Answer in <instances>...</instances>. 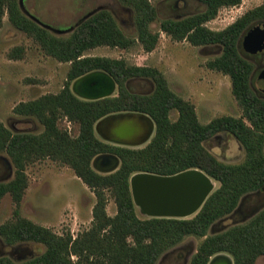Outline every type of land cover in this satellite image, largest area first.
Wrapping results in <instances>:
<instances>
[{
  "label": "trees",
  "instance_id": "obj_1",
  "mask_svg": "<svg viewBox=\"0 0 264 264\" xmlns=\"http://www.w3.org/2000/svg\"><path fill=\"white\" fill-rule=\"evenodd\" d=\"M119 1L134 12L135 37L127 35L107 9L90 16L67 37L57 36L26 16L19 0H0V29L8 15L10 22L33 37L48 55L70 63L60 92L20 102L14 108L18 115L36 118L43 126L42 132H12L0 122V153L6 152L16 169L13 179L0 182V200L11 194L19 204L28 188L27 166L47 157L70 166L97 200L92 226L75 238L69 232L59 235L34 223L17 209L14 221L0 225V236L8 245L34 241L46 249L23 262L0 257V264H158L163 255L190 236L203 240L189 264H208L220 254L229 255L234 264H256L264 255V208L248 221L222 232L210 234L209 230L235 211L244 195L264 188V98L252 86L255 65L241 49L244 33L264 22V0L221 30L209 28L207 22L221 8L239 5L242 0H199L204 4L202 11L161 20V30L173 40L222 48V53L206 65L230 76L232 92L243 114L220 116L206 124L200 122L191 102L170 89L158 68L133 65L123 58L86 55L100 46L131 49L140 44L149 52L157 47L160 34L151 29V23L158 19L157 8L150 0ZM23 54L24 48L17 47L10 57L21 58ZM94 70L104 71L114 79L116 95L90 100L72 91L75 79ZM133 78L151 79L153 92L133 91L128 84ZM173 109L179 112L177 120L170 118ZM125 112L143 113L155 122V133L146 146H114L99 137L97 122ZM64 118L76 125V135L61 126ZM220 132L234 135L241 143L245 150L243 161L225 163L204 146L206 140ZM106 151L117 153L121 165L112 173L102 174L92 167V160ZM189 169L203 171L219 183L192 218L140 216L131 189L134 174L174 175ZM110 198L117 205L114 216L107 212Z\"/></svg>",
  "mask_w": 264,
  "mask_h": 264
},
{
  "label": "rangeland",
  "instance_id": "obj_2",
  "mask_svg": "<svg viewBox=\"0 0 264 264\" xmlns=\"http://www.w3.org/2000/svg\"><path fill=\"white\" fill-rule=\"evenodd\" d=\"M150 1L158 11V19L151 23V29L160 34L159 43L153 51H146L140 44L131 49L100 46L89 50L86 55L123 58L133 65L158 68L167 78L170 89L195 106L203 124L220 116H242L243 110L232 92L230 76L209 69L206 65L208 60L222 53V48L219 45L194 46L186 40L176 41L160 28L162 19L186 17L202 11L204 4L199 0ZM262 3L263 0H242L239 5L223 7L214 19L207 22V26L213 30L224 29ZM25 6L43 23L62 31L79 22L87 12L102 6L116 16L127 35L135 37L137 34L133 10L119 0H25ZM55 30L50 31L57 36L67 37L71 33ZM17 47L24 48L23 56L11 58L10 53ZM241 49L255 65L252 86L264 98V89L258 85V76L264 69V53L252 54L243 45ZM69 68L70 63L60 62L48 55L33 37L17 29L5 15L0 29V122L12 132H42L43 126L36 118L18 115L14 108L20 102L60 92ZM128 84L137 93L148 94L154 90V83L148 78H133ZM117 93L118 86L112 95ZM178 117V110H172L170 118L177 120ZM61 126L68 129L72 136L77 134L76 125L66 118L61 121ZM204 146L225 163H239L245 158L243 146L228 132H220L216 138L206 140ZM15 170L10 156L6 152L0 153V182L13 179ZM26 173L28 188L21 202L17 204L11 194H6L0 200V225L14 221L18 209L22 217L59 235L69 232L75 238L90 229L96 196L70 166L47 157L29 164ZM213 183V190L219 187L218 182ZM263 208L264 188L244 195L235 211L215 222L209 233L215 234L244 223ZM107 212L111 216L117 212L112 198L108 201ZM139 214L146 217L140 210ZM202 240L195 236L187 237L163 255L158 264H189ZM45 249L44 244L34 241L8 245L0 236V257H9L15 262L34 258ZM72 258L76 260V256ZM256 264H264V255L258 258Z\"/></svg>",
  "mask_w": 264,
  "mask_h": 264
},
{
  "label": "water",
  "instance_id": "obj_3",
  "mask_svg": "<svg viewBox=\"0 0 264 264\" xmlns=\"http://www.w3.org/2000/svg\"><path fill=\"white\" fill-rule=\"evenodd\" d=\"M22 12L44 28L55 30L43 23L25 6V0H19ZM95 9L85 14L79 22L65 32H72L76 26L95 14ZM63 32L62 30H55ZM242 45L252 54L264 52V22L252 26L244 35ZM85 85L90 91L83 92ZM258 85L264 89V70L258 78ZM114 79L104 71L94 70L77 78L72 91L84 99L96 100L111 96L116 90ZM154 131V122L148 115L137 112L111 114L96 124V132L106 141L115 144L140 145L146 142ZM109 162L117 161L115 155H103ZM101 159V158H100ZM213 179L203 171L189 169L174 175H158L153 173H136L131 178V189L135 204L140 211L151 218L187 219L197 213L212 193ZM209 264H234L226 254L213 257Z\"/></svg>",
  "mask_w": 264,
  "mask_h": 264
},
{
  "label": "flooded vegetation",
  "instance_id": "obj_4",
  "mask_svg": "<svg viewBox=\"0 0 264 264\" xmlns=\"http://www.w3.org/2000/svg\"><path fill=\"white\" fill-rule=\"evenodd\" d=\"M100 8V10H103V9H105V8H103L102 6H99V7H97V8H95V9H99ZM95 9H93V10H95ZM93 10H91V11H93ZM99 10V11H100ZM108 10V9H107ZM90 12V11H89ZM89 12H87V13H89ZM98 12V11H97ZM251 28V27H250ZM249 28V29H250ZM248 29V30H249ZM247 30V31H248ZM247 31L244 33V35L247 33ZM244 35H243V37H242V39H241V45H242V42H243V38H244ZM264 53V52H263ZM264 70V69H263ZM262 70V71H263ZM260 75V74H259ZM258 78H259V76H258ZM90 86H88V85H85L84 86V88H83V92H85V91H90ZM174 110V109H173ZM171 113V112H170ZM152 119V118H151ZM153 120V119H152ZM154 122V121H153ZM154 133H155V122H154V131H153V133H152V135L149 137V139L146 141V142H144V143H142V145L143 144H145L144 146H146L150 141H151V139H152V137H153V135H154ZM218 134L219 133H217V134H215L214 136H212V137H210L209 139H211V138H213V137H217L218 136ZM99 135V134H98ZM99 137L102 139V140H104L100 135H99ZM105 142H107V143H109V144H111V145H114V146H123V147H130V148H135V147H137V146H140V145H125V144H115V143H112V142H109V141H106V140H104ZM103 155H115L117 158H118V160L117 161H114V162H109L107 159H104V158H102L103 157ZM101 158V159H100ZM120 165H121V158H120V156L117 154V153H115V152H113V151H106V152H102V153H100V154H98L97 156H95L94 157V159L92 160V167L97 171V172H99V173H102V174H109V173H112V172H114V171H116L119 167H120ZM209 264V263H208Z\"/></svg>",
  "mask_w": 264,
  "mask_h": 264
},
{
  "label": "bare ground",
  "instance_id": "obj_5",
  "mask_svg": "<svg viewBox=\"0 0 264 264\" xmlns=\"http://www.w3.org/2000/svg\"><path fill=\"white\" fill-rule=\"evenodd\" d=\"M211 187L213 188V187H214V185H213V184H211Z\"/></svg>",
  "mask_w": 264,
  "mask_h": 264
}]
</instances>
